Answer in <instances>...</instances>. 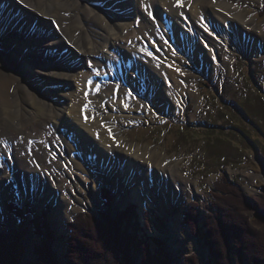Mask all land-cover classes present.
I'll return each mask as SVG.
<instances>
[{"label": "rangeland", "instance_id": "374dc122", "mask_svg": "<svg viewBox=\"0 0 264 264\" xmlns=\"http://www.w3.org/2000/svg\"><path fill=\"white\" fill-rule=\"evenodd\" d=\"M160 1L151 0L155 6L148 9L143 4L144 1L140 3V1L134 0L135 3L138 2L139 6H143L144 12L152 17L154 24L151 41L144 40L145 45L148 44L149 48L142 52L146 56L157 58L154 60L157 61L156 63L160 61L168 63L170 60L171 64L169 65L172 70H178L172 76L168 74L161 76L159 72L152 70L154 72L152 75L157 77L153 79L152 86L162 84L165 87H170L171 91H174L176 99L174 97L172 101L167 100L162 92H157L154 87L149 90L147 82L144 80L145 85L141 87L143 94L141 96L145 101L146 108L137 113L135 119L129 121L123 120L128 118L122 116V119L115 109L112 113L114 117L111 120L117 124V135L125 142L127 148L132 149L130 153L133 154V157L127 172L136 182L130 180L129 183L132 185L128 190L130 191L137 185L131 191H134L139 199L131 198L129 195L131 191L123 192L118 190L115 185V183L120 185L119 182H116L118 178L120 182L125 178L124 161L119 165L122 173L119 172L118 175H115L111 173L114 168L113 164L107 166L106 163L102 167L96 163L98 153L75 150L72 156L82 160L88 159L87 163L90 164L89 168L92 169L93 174H87L85 171V173L79 174L86 188L81 189L82 194H79L78 199L71 198L69 193L78 192V187L75 186V183L73 184L76 173L70 161L68 164L64 162V168L67 167V171L64 169L54 171L62 175L61 184L57 181V177L53 178L50 175V173L53 174V170L50 169L49 175L44 176L41 193L35 194L34 190L38 189L40 184L38 178L31 172V175L25 176L32 182L27 193H21L19 184L16 185L17 193L14 196H6L4 205L6 201H13L21 207L24 213H15L13 209L6 210V207L5 211H0V231L17 233L19 240L18 245H13L10 248L13 253L10 251L9 255L5 253L0 257V260L5 257L4 262L10 264L16 257L17 250L21 249L23 251L20 253V258L25 264L30 261L38 264L39 258L35 248L43 242H49L52 249L56 251V264H67V241L71 233L68 223L72 219L74 220L78 213L84 212L97 216L99 211H103L111 218H115L118 212L124 211L132 202L135 204L133 209L135 216H132L128 227L134 229L138 238H144L148 242L147 255L151 258L152 264H158L159 259L163 261L162 264H186V257L189 255L194 256L200 264H204L209 259L205 240L194 235L195 230L182 221L188 203L191 200L197 201L198 214L201 218L205 214V205L211 199L209 190L212 188V182L220 175L226 176L230 181L241 186L247 196L258 195L264 190V12L261 11L260 0H225L224 6L226 4L232 7L235 13H239L240 18L246 21L244 24L242 21H234L230 16L223 18L224 13L203 11L201 5H199L201 9L195 10L193 9L195 4L191 2L193 0L190 1L192 6L185 7L184 12L177 17L172 15L171 10H175V6L183 4L185 0H173L175 6L173 3L171 6H165V10L158 15V20H155ZM210 1L215 4V1ZM125 2L126 0H112L105 15L113 17V20L120 26H124L125 22H128L129 24L126 26L128 33L125 34L124 39L119 38L125 44L129 40L136 45V41L139 40L145 29L141 28L142 31L136 33L137 28L143 27L141 17H138L139 11L134 10L135 5L132 6L130 2ZM79 5L82 8L81 15L83 16L84 10L88 9L82 4ZM60 28L63 31L65 29L62 23ZM220 30H224L226 33L222 35ZM91 33L93 34V32ZM97 33L105 32L97 30ZM56 36L65 39V47L56 48L59 60L71 59L76 63L79 62L74 42L67 39L65 32H57ZM213 36L221 42L223 48H219L218 45L211 42L209 38ZM124 43L119 42L118 45ZM212 44L215 47L210 49L209 45ZM1 45L0 34V47ZM110 46L115 49L113 44L102 45L99 48L102 50L101 54L110 55L108 49ZM157 47L161 54L157 55ZM204 48L209 50V52L205 51L208 55L207 61L203 58L205 52L202 49ZM72 55L77 59H74ZM124 55L126 58H121L123 61L126 60V63L124 62L126 65L121 64L123 61L118 64L119 68L124 69L123 75L126 76L127 68L133 67L137 63L134 61L141 56ZM84 57L80 64L71 65V67L78 68L79 73L80 70L83 73L84 67L87 66L86 60H83ZM90 58L93 62L98 63L101 55H91ZM187 58L192 61L188 59L189 62H186ZM179 60L181 63H177ZM87 67L88 75L82 78L84 82L91 74L89 66ZM92 69L95 68L92 67ZM186 70L189 72H184ZM119 73L122 74V70ZM90 78L93 80L96 77L90 76ZM134 81L138 84L137 80L134 79ZM103 84H110L113 90L119 88L115 81H103ZM258 85L262 88L257 89ZM101 87L102 85H98L99 91H102ZM137 87L139 88V84ZM59 88L71 94V86ZM192 92L198 100H192ZM134 93L140 95L137 92ZM103 100V104L111 102L109 97ZM63 106L60 104L59 109L63 110ZM238 107L243 108L244 113L239 112ZM110 112L112 111L108 108L105 110V114H110ZM81 116V119L87 120L88 116H85L84 113H81ZM91 117L98 116L91 114ZM113 137L116 136L113 135ZM91 139L94 142L92 136ZM117 142L118 140H116ZM94 146L100 148L97 150L104 149L101 144L96 142L91 148L94 149ZM50 148L51 146H48V150ZM62 149H65V145L62 146ZM109 155L111 157V154ZM51 163H53L52 160L49 164ZM50 177L53 178V183L48 180ZM94 183L97 185V196L87 190L89 185ZM52 184L55 188L58 184L60 187L56 196L53 195L54 197L52 193L56 191L53 188L48 192ZM103 187H106L112 195V201L108 204V208L105 207L103 196L99 191ZM20 194H23V198L17 200L16 198ZM82 195L85 199L81 198ZM116 195L120 199L118 206L114 203ZM63 197L67 201L66 207L63 209L64 216L61 220L56 221L58 218H54L53 215ZM105 199L107 201L106 197ZM230 199L234 200L232 197ZM236 201L234 200L235 203ZM260 201H264V195ZM160 205L165 206V211L164 208H160ZM240 211L245 212L248 219V222H241L244 233L251 234L250 232H252V236H257L255 233L258 232L257 238L260 237V239L257 241L264 243V211L260 212L259 208L248 210L244 205L240 206ZM15 214H20L23 219ZM36 217L40 219L41 224H47V228L50 230L49 236L44 235L48 230L35 229L33 221L36 220ZM144 217L147 218L148 224L145 223ZM177 217H180L178 225ZM32 218L34 219L32 220ZM173 227L181 229L182 234L187 238L185 240L188 241L189 247H186V244L182 245L181 242L176 246L174 242L177 240L169 239L168 233L174 229ZM39 231H42V234H36ZM90 233L95 235L96 243L101 246H104L105 242L111 243L107 230L104 231L102 227L101 229L94 227ZM111 236H113V232ZM180 238L179 236V240ZM195 242L199 245L200 251L193 249ZM229 242V247L233 248L232 240ZM146 249L135 244L131 249L129 246H125L123 252L117 250L120 264L121 261L124 264L144 263L143 253L147 251ZM229 259V264H239L233 251L229 254ZM2 264L4 263L2 262Z\"/></svg>", "mask_w": 264, "mask_h": 264}, {"label": "bare ground", "instance_id": "6f19581e", "mask_svg": "<svg viewBox=\"0 0 264 264\" xmlns=\"http://www.w3.org/2000/svg\"><path fill=\"white\" fill-rule=\"evenodd\" d=\"M127 1L130 2V5H135L134 10L139 11L138 17H141L143 27L137 28L136 33L141 32V28L145 29L139 40L136 41V45L129 40L125 44L120 39H124L125 34L128 33L126 28L128 22H125L124 26H120L113 20V17L105 15L106 9L111 6L112 0H0V34L2 37L0 47V211L4 210L6 196H14L17 193L16 185L20 184L21 193L29 191L32 182L25 176L31 175V172L38 178L40 184L39 190H34L35 194L41 193L44 176H48L51 170H53V174L50 173V175L53 178L57 177V181L61 184L63 181L62 175L54 171L60 169L67 171V167L64 168V162L68 164L69 161L76 173L74 174L73 184L75 183V186L78 187V192L69 193L71 198L78 199L79 194H82L81 189L85 186L79 174L85 172L92 174V169L89 168L88 159L82 160L72 156L75 150L98 153L96 163L102 165V167L106 163L107 166L113 164L114 168L111 173L115 175H118L119 172L122 173L119 165L124 161L125 173H123L125 178L123 181L121 179V182L119 178L117 179L116 182L120 183L119 186L115 183L118 190L127 192L132 185L129 181L136 182L127 172L133 157V154L130 153L132 149L127 148L125 142L116 133L117 124L111 122L114 117L113 110L116 109L122 119L123 117L128 118L123 119L125 121L135 119L136 114L146 108L145 101L141 96L143 95L141 87L145 85L144 80H146L149 90L154 87L157 92H162L167 100H174L175 94L170 87H165L162 84L152 86L153 79L157 78L154 74L152 75L154 73L152 70L159 72L161 76L166 74L172 76L178 70H172L169 65L171 64L170 60L168 63L163 61L156 63L157 61L154 60H157V58L153 56V59L152 56H146L142 52L147 51L149 48L148 44L145 45L144 40L151 41L154 30L153 20L144 12L143 6L138 5V2L135 3L134 0ZM137 1H140V3L144 1L143 4L148 9L155 6L151 0ZM174 1L161 0L157 15L154 17L155 20H158V15L165 10V6H171ZM190 1L185 0L183 4L177 6L174 4L175 10H171L172 15L174 17L180 16L185 7L192 6ZM212 1H215V4L210 0H193L191 2L195 4L193 8L195 10L201 9L199 8V5H201L203 11L210 10L211 13H224L223 18L230 16L234 21H242V24L246 23L244 19L240 18L239 13H235L232 7L226 4L224 6L225 0ZM79 4L88 9L84 10L83 16ZM61 23L65 28L64 31L60 28ZM97 30L105 33L98 34ZM220 31H222V35L226 33L224 30ZM57 32H65L67 39L74 42L77 47L75 53L78 55L77 58L80 59L79 62L76 63L71 59L59 60L56 48H64L65 39L58 38L56 36ZM157 33L159 34L158 30ZM214 38L213 36L209 39L219 48H223L221 42ZM119 42L124 44L118 45ZM109 44L115 45V49L110 46L108 48L110 55L101 54L102 50H99V48L102 45ZM213 44L209 45L210 49L215 47ZM202 50L209 52L206 48ZM157 51V55L161 54L159 47H157ZM207 52L203 57L206 61L208 60L206 58L208 56ZM124 54L141 56V58L134 61V63H137L133 67L127 68L126 76L123 75L124 69L119 68L118 64L123 61L121 57H125ZM91 55H101L100 61L98 63L93 62L90 58ZM83 56H85L83 60H86L91 72L85 82L82 78L87 77L88 67H84L83 73L80 69L79 73L78 68L71 67L72 64H80ZM73 58L77 59L75 56ZM188 59L186 62H189ZM124 62L126 63V60L121 64L126 65ZM178 62L181 63V60ZM92 67L95 69H92ZM121 70L122 74L119 73ZM184 72H189V70ZM90 76L96 78L92 80ZM147 78L149 79L147 80ZM134 79L138 81L139 88ZM103 81H115L119 88L113 90L110 84L105 85ZM68 85L72 87L71 94L59 88ZM98 85H102V91L98 90ZM130 89L132 90L130 91ZM107 97L111 102L103 104L102 100ZM192 100H198L193 92ZM60 104L64 105L63 110L59 109ZM107 108L112 111L110 114H105ZM81 113L88 116L87 120L81 119ZM91 114H97L98 117L93 118ZM113 135L116 136V139ZM91 136L94 142H92ZM116 140H118L117 143ZM95 142L101 144L104 149L97 150L100 148L95 146L94 149L91 148ZM63 145H65V149H62ZM48 146H51L50 150H48ZM109 154H111V157ZM50 160L53 163L49 164ZM3 161L5 162L3 163ZM147 165L149 166V163ZM104 172L107 171L104 170ZM53 178H48L51 181L50 183H53ZM58 185L56 188L54 184H52L53 187L50 185L51 188L48 192L52 188L56 191L52 193V196H56L59 192L60 187ZM87 190L94 193L95 196L98 195L95 183L89 185ZM22 195H18L19 197L16 199L22 200ZM129 195L131 198L139 199L134 191H131ZM41 198L40 200H42ZM81 198L85 199L83 195ZM119 202L120 199L116 195L115 205L118 206ZM66 203V198L63 197L62 201L60 199L53 215L54 218H58L56 221L63 218V209L66 207ZM160 208H164L165 211V206L160 205ZM165 215L167 214L165 213ZM176 222L178 225L180 217H177ZM168 236L169 239L177 240L174 242L176 246L180 242L182 245L186 244V247L190 246L188 241L185 240L187 238L179 228L171 230ZM179 236L181 237L180 240ZM193 249L200 251L196 242L193 244Z\"/></svg>", "mask_w": 264, "mask_h": 264}, {"label": "trees", "instance_id": "16d2710c", "mask_svg": "<svg viewBox=\"0 0 264 264\" xmlns=\"http://www.w3.org/2000/svg\"><path fill=\"white\" fill-rule=\"evenodd\" d=\"M261 2V9L264 12V0H261ZM213 187L214 190L211 191L212 199L210 205L214 208V211L212 212L206 208L208 211L202 217L201 225L198 224L199 216L196 210V201H191L188 204L183 217V222L189 225L192 230H195L194 235L205 240L209 251V259L204 264H229V254L232 251L239 264H264V243L257 241L260 239V237L257 238L258 232L255 233L257 236H252V232H250L251 234L244 233V230L241 228V222H248V219L245 212L240 211L241 205L246 206L248 210H256L259 208L260 212L264 211V201H260L264 195V190L259 196L254 197L253 202H251L246 199L242 189L236 184L230 183L225 176L216 179L213 182ZM101 192L109 200L108 191L102 189ZM230 197L235 201L238 199L239 201H236L237 204L234 200L231 201ZM134 208L135 204H129L124 211L118 212L115 218H111L109 214L102 211H99L97 216L84 212L78 213L74 220L68 223V227L71 228V233L67 241V264H120L117 250L123 252L125 246H129V249H131L135 244L141 247L143 246L146 249L148 242L140 237L139 239L138 234L134 233V229L128 227L132 216H135ZM7 209H13L15 213H24L21 208L11 202L7 203ZM15 215L21 217L20 214ZM33 223H35V229L48 230L49 233L46 231L44 235L49 236L50 230L47 228V224H41L40 219L37 217ZM94 227H100V229L102 227L104 231L107 230L111 243L105 242L104 246L96 243L94 239L95 235L90 233ZM112 232L113 236H111ZM36 234H42V231ZM229 240H232L234 250L229 247ZM114 243L118 248L115 247L116 245ZM16 244H19L17 233L11 235L0 231V257L5 253L9 255V251L13 253L10 248ZM35 249L39 258L38 264H56V251L52 249V245L49 242H43V244L37 245ZM22 251L21 249L19 251L17 250L15 253L16 257L10 264H25L20 258ZM147 252L148 250L143 253L145 260L141 264H152ZM4 258L0 260L1 264L2 262L8 264L4 262ZM186 261V264H200L194 256L190 255L186 257ZM162 263L163 261L159 259L158 264ZM27 264L35 263L30 261ZM121 264L124 263L121 261Z\"/></svg>", "mask_w": 264, "mask_h": 264}]
</instances>
